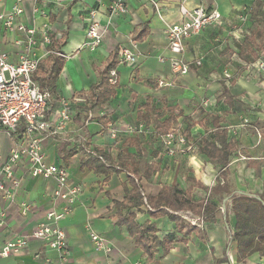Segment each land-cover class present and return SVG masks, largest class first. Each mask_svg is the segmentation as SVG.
I'll list each match as a JSON object with an SVG mask.
<instances>
[{
	"label": "crops",
	"instance_id": "1",
	"mask_svg": "<svg viewBox=\"0 0 264 264\" xmlns=\"http://www.w3.org/2000/svg\"><path fill=\"white\" fill-rule=\"evenodd\" d=\"M125 1L129 13L116 14L102 46L91 51L83 47L88 11L98 8L102 23L107 24V7L112 0H4L8 9L17 2L23 7L19 22L37 28L47 25L50 33L65 40L60 49L66 60L57 80L58 97L49 104L48 117L60 108V99L67 98L73 101V119L66 130L45 140L44 150L47 161L64 165L70 183H80L83 191L73 211L59 222L71 250L67 260L62 261L56 249L32 239L22 252L0 257V264H264L259 252L239 259L236 241L231 243L229 259H225L228 233L222 208L214 221L200 218L199 225L188 220L199 217L195 212L179 211L186 224L183 230L177 229L168 214L153 217L147 211L132 209L137 223L151 221L156 225L160 239L170 233L176 236L169 251L159 247L148 260L127 226L119 222L129 209H119L115 203L125 200V185L132 188L131 177L139 181L147 195H157L163 185L177 184L183 191L191 188L193 200H203L220 179L231 191L264 199V71L249 70L246 65L255 61L262 50L256 48L251 36L263 26L257 4L264 0H185L188 7L204 4L216 8L222 14V22L185 38V49L180 55L169 49L165 28L181 21L179 5L183 0ZM0 34V48L16 58L25 47V43L16 41L26 39V34L1 26ZM123 46L136 52L139 62L122 63L118 53L115 94L104 106H95L86 115L90 87L99 81L111 53L119 52ZM48 47L38 46L41 60L48 59ZM175 55L190 64L187 73H173L169 58ZM197 60L201 64L197 65ZM147 102L155 109L153 117H174L170 129L181 130L191 150L174 156L167 153L162 136L143 118ZM120 121L143 123L147 130L113 138L109 124ZM222 129L227 130V142H233L235 147L226 165L200 152L203 138L220 146L215 138ZM13 143L9 134L0 132L3 153ZM96 147L114 162L122 160L125 166L110 165L107 170L82 166L83 160L94 155ZM152 162L156 167L151 173L147 165ZM28 169L27 161L16 167L21 185L14 201L0 194V212L6 211L9 217L2 242L31 233L48 211L62 203L53 196L55 178H34ZM222 171L226 172V180L220 175ZM189 178L202 182L209 191L193 185ZM223 196H227L226 189ZM22 201L32 202L35 207L23 214ZM214 201L222 206L218 195ZM227 209L234 231L236 218L231 200ZM91 229L113 246L111 253L95 249ZM37 252L40 258L35 257Z\"/></svg>",
	"mask_w": 264,
	"mask_h": 264
},
{
	"label": "built area",
	"instance_id": "2",
	"mask_svg": "<svg viewBox=\"0 0 264 264\" xmlns=\"http://www.w3.org/2000/svg\"><path fill=\"white\" fill-rule=\"evenodd\" d=\"M179 8L181 21L167 26L165 34L171 52L180 55L185 49V38L198 34L209 26L220 25L222 14L216 8L204 4L188 7L185 0ZM22 12L23 7L19 2L8 9L4 5V0H0L1 28L26 34V39L16 41L20 45L25 43V47L16 58H12L9 52L0 48V132H6L14 140L8 152L3 153L0 148V194L7 200L16 199L17 190L21 185V178L16 175V167L21 162L27 161L29 174L32 177L55 178L57 185L53 196L62 203L59 208L48 211L45 218L31 233L8 238L3 242L1 236L8 226L9 217L7 212L2 210L0 212V257L22 252L29 247L30 241L35 239L56 249L61 260L65 261L69 258L71 250L67 233L59 222L73 211L83 187L80 183H70V174L64 165L47 161L44 144L49 137L66 130L67 124L73 119V101L61 98L60 108L52 117H48L51 92L40 87L34 74L43 58L37 53V48L39 45L47 47L51 43L50 30L47 25L37 28L28 27L19 22L18 18ZM107 12L108 21L107 24H103L99 9L95 7L89 9L86 40L83 47L94 51L102 46L113 17L116 14H128L129 7L125 0H112L107 7ZM118 53L122 63L136 65L139 62L138 54L127 46L121 47ZM160 59L165 60L163 57ZM169 60L173 73L184 74L191 69L190 64L181 56L175 55ZM195 63L199 65L201 61L197 60ZM246 65L249 70L264 71V46L259 57ZM109 81L112 84L118 83L116 67L110 70ZM205 103L208 102L205 101ZM108 130L113 138H117L122 133H144L147 129L143 123L120 121L110 123ZM162 141L167 153L171 156L177 152H187L192 149L185 134L176 128L170 129L163 135ZM20 206L23 214L35 207L28 201L20 202ZM188 220L194 225H199L200 219L197 216L189 217ZM90 235L96 250H103L106 253L113 251V246L108 244L100 234L91 229ZM35 257L40 258V252H37Z\"/></svg>",
	"mask_w": 264,
	"mask_h": 264
},
{
	"label": "trees",
	"instance_id": "3",
	"mask_svg": "<svg viewBox=\"0 0 264 264\" xmlns=\"http://www.w3.org/2000/svg\"><path fill=\"white\" fill-rule=\"evenodd\" d=\"M263 5L264 2H259L257 4L258 11L262 15L260 20L263 26L251 36L257 49H261L264 45ZM50 35L51 43L48 45L50 51L48 59L41 60L39 68L34 75L40 87L42 89H48L51 92L49 104L54 103V98L58 97L57 80L66 60V57L63 55L64 53L60 51L65 40L56 38L52 33H50ZM117 55L118 51L111 53L104 69L100 73L99 81L90 87L91 96L85 108L86 115H88L90 110L95 106H104L115 94V87L117 84L110 83L109 76L110 70L115 68L119 62ZM145 105L146 113L143 114V118L146 124H153L155 132L160 136L167 134L175 120L174 117L170 116L165 120H160L159 117L152 116L155 110L154 107L150 106L149 102ZM215 139L219 141L220 146L216 141H211L206 138L201 139L200 152L206 157L226 165L229 162V155L235 148L234 143L227 142L226 129L218 131ZM110 165L111 167L125 166L122 160L114 162L108 153L97 147L94 148V155L82 162V166L94 167L98 170H107ZM155 167L156 164L152 162L147 165V170L152 173ZM120 168L114 169L121 170ZM220 175L226 180L225 171L220 172ZM189 180L194 182L193 185L202 187L206 191L210 189L200 181H196L193 178H189ZM130 182L132 188L125 185V200L122 203L115 202L120 206L119 209H129L128 215H121L119 222L127 226L130 234L136 238L137 244L144 249L148 260H151L155 256L159 247H162L165 252L169 251L171 242L174 241L176 236L175 233H170L164 239H160L157 234L158 228L156 225L151 221H147L144 224L137 223L136 214L132 209L147 211L153 217L168 214L171 220L176 223L177 229L183 230L186 224L179 214V211L187 209L192 210L199 215V219L214 221L217 211L222 208L223 218L228 233V241L225 246V259H229L228 252L233 241L237 242L239 259H243L255 252H259L261 256H264V199L262 197L246 192L231 191L228 184H222L220 179H218L217 184L212 188V192L206 199L197 201L192 199L191 188L183 191L177 184L163 185L157 195H147L135 177H131ZM225 189L227 192L226 197L223 196ZM215 195L220 197L222 206H219L214 201ZM229 200H231L232 210L236 218L234 231L230 223L227 209Z\"/></svg>",
	"mask_w": 264,
	"mask_h": 264
}]
</instances>
